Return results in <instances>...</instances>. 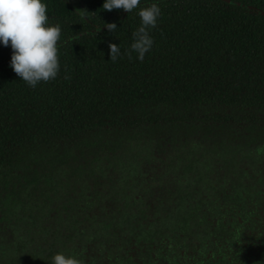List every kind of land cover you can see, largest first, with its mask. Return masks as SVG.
Returning a JSON list of instances; mask_svg holds the SVG:
<instances>
[{
  "label": "trees",
  "instance_id": "obj_1",
  "mask_svg": "<svg viewBox=\"0 0 264 264\" xmlns=\"http://www.w3.org/2000/svg\"><path fill=\"white\" fill-rule=\"evenodd\" d=\"M42 2L56 79L28 86L0 43V264L234 261L194 259L183 228L264 204V0ZM153 3V46L129 59Z\"/></svg>",
  "mask_w": 264,
  "mask_h": 264
},
{
  "label": "clouds",
  "instance_id": "obj_2",
  "mask_svg": "<svg viewBox=\"0 0 264 264\" xmlns=\"http://www.w3.org/2000/svg\"><path fill=\"white\" fill-rule=\"evenodd\" d=\"M141 0H105L103 9L132 12L140 7ZM47 5L42 0H0V43L11 46L10 66L16 75L28 86L35 88L41 82L57 78L60 72L59 44L62 29L59 24L49 23ZM141 26L133 33L134 42L126 55L131 59L132 52L142 62L153 46L150 29L157 26L161 16L160 7L153 3L143 7L138 13ZM109 32H115L117 25H105ZM110 60L115 62L121 56L117 44H109ZM70 77L65 76V79ZM53 264H83L74 256L58 253Z\"/></svg>",
  "mask_w": 264,
  "mask_h": 264
},
{
  "label": "flooded vegetation",
  "instance_id": "obj_3",
  "mask_svg": "<svg viewBox=\"0 0 264 264\" xmlns=\"http://www.w3.org/2000/svg\"><path fill=\"white\" fill-rule=\"evenodd\" d=\"M254 191H258V189H254ZM258 200H264V197H260ZM236 207L240 209L242 206L237 205ZM243 207L251 209L250 212L241 211L232 218L227 216L226 219L219 217V214H211V218L198 222V225L202 226L201 228H197L193 220L185 222L183 229L189 234L188 249L191 248L192 251H195L194 255L188 253L194 259L198 257L210 259L232 257L234 259L228 263L223 259L218 260L215 264H264V204L254 203ZM243 243H248L249 247L246 248L242 245ZM141 248L144 250V247ZM152 254L153 252H150L147 255ZM144 255L147 256L140 253L134 254L135 257L132 258L129 255L132 259L130 262H126L143 264L145 262ZM125 259L127 260V257ZM119 263L125 262L120 261ZM180 264L185 263L180 262Z\"/></svg>",
  "mask_w": 264,
  "mask_h": 264
}]
</instances>
